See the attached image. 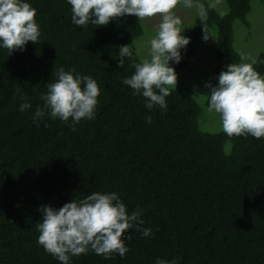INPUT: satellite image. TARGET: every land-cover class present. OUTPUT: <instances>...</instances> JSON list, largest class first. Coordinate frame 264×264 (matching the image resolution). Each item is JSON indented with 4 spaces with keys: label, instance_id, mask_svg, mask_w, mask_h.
Here are the masks:
<instances>
[{
    "label": "trees",
    "instance_id": "16d2710c",
    "mask_svg": "<svg viewBox=\"0 0 264 264\" xmlns=\"http://www.w3.org/2000/svg\"><path fill=\"white\" fill-rule=\"evenodd\" d=\"M24 2L36 9L38 44L9 55L0 42V264H60L38 243L39 209L58 210L96 192L117 193L129 214L142 210L140 227L151 234L130 229L123 258L89 251L69 264H264V138L200 129L198 102L176 88L165 98L166 110L147 109L142 91L134 94L122 83L141 63L136 52L130 48L132 57L118 67L120 47L143 34L135 16L78 27L67 0ZM225 2L227 12L219 13L199 0L207 16L183 35L190 42L180 62H171L177 71L190 64L202 26H215L213 87L227 65L241 61L234 21L250 27V0ZM254 60L263 76L264 49ZM61 67L92 77L100 89L95 118L82 119L75 131L72 118L46 113L33 120ZM22 95L31 104L25 112L19 111Z\"/></svg>",
    "mask_w": 264,
    "mask_h": 264
},
{
    "label": "clouds",
    "instance_id": "9594fccd",
    "mask_svg": "<svg viewBox=\"0 0 264 264\" xmlns=\"http://www.w3.org/2000/svg\"><path fill=\"white\" fill-rule=\"evenodd\" d=\"M71 6L72 23L86 26L89 23L98 27L124 16H135L139 20L161 17L156 35L150 40V59L134 65L135 72L122 83L135 93L142 91L147 99L145 107L151 110L154 105L166 110L165 98L176 86L177 75L169 62L179 63L180 50L189 44V39L181 35V19L174 9L183 4L186 8L195 7L201 18H206L207 10L199 0H67ZM36 9L24 0H0V42L9 55L23 50L31 42L38 44L41 35L36 23ZM203 39L208 40L206 25L202 26ZM118 67H123V57L131 58L130 46L119 49ZM246 57L242 56L241 60ZM257 61L227 65L226 71L218 76V85L209 89L206 97L208 111L219 115L223 131L229 136L251 135L256 139L264 138V76L253 67ZM264 63V61H259ZM74 71V70H73ZM56 82L47 84V93L41 94L43 106H37L33 120H43L46 113L52 119L67 122L72 118V130L82 119H94L100 89L90 76L73 75L60 68ZM83 84V87L81 86ZM19 111L31 108L27 97ZM151 123V117L146 118ZM42 220L36 224L38 243L56 258L60 264H69L71 257L87 254L89 251L105 260L118 254L121 258L129 251L125 236L135 228L143 237L151 234V229L140 227L142 210L128 213L126 205L117 193H92L79 201L73 200L58 210L42 206ZM155 264H177L157 259Z\"/></svg>",
    "mask_w": 264,
    "mask_h": 264
},
{
    "label": "rangeland",
    "instance_id": "374dc122",
    "mask_svg": "<svg viewBox=\"0 0 264 264\" xmlns=\"http://www.w3.org/2000/svg\"><path fill=\"white\" fill-rule=\"evenodd\" d=\"M206 1L219 13L227 12L225 0ZM250 5L251 10L246 15L250 27H245L239 21L233 23V45L236 50L240 51L241 57H246L240 63H251L264 49V0H250ZM174 13L182 21L180 25L182 36L194 25L196 19L200 18L195 7L186 8L183 4L178 5L174 9ZM160 22L161 17L159 15L141 20L144 28L143 34L130 45L141 62L144 59H150V40L156 35ZM207 35L209 36L207 41L201 36L190 64L178 71L175 70L171 61L169 66L174 68L177 75L175 88L192 95L202 110L198 121L200 129L217 131L222 129L220 117L215 112H209L205 103V96L207 95L205 84L208 83L210 70L218 62L214 56L216 27L211 26Z\"/></svg>",
    "mask_w": 264,
    "mask_h": 264
}]
</instances>
